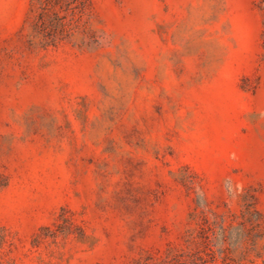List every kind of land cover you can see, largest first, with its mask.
Segmentation results:
<instances>
[{
	"label": "rangeland",
	"instance_id": "obj_1",
	"mask_svg": "<svg viewBox=\"0 0 264 264\" xmlns=\"http://www.w3.org/2000/svg\"><path fill=\"white\" fill-rule=\"evenodd\" d=\"M0 264H264V0H0Z\"/></svg>",
	"mask_w": 264,
	"mask_h": 264
}]
</instances>
